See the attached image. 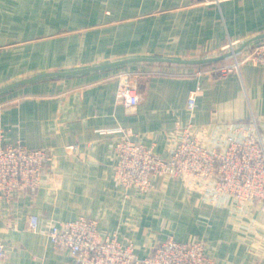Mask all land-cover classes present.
<instances>
[{
	"label": "crops",
	"instance_id": "0c3cea01",
	"mask_svg": "<svg viewBox=\"0 0 264 264\" xmlns=\"http://www.w3.org/2000/svg\"><path fill=\"white\" fill-rule=\"evenodd\" d=\"M261 33L264 0H0V89L43 72L132 57H213L230 41ZM210 64L140 60L0 91V146L20 141L56 153L34 195L19 192L0 205V264H76L47 232L81 215L98 219L103 236L133 240L141 257L174 237L203 240L216 264H264V209L257 202L214 198L182 176L154 177L147 192L115 179V129L163 157L176 129L189 122L214 145L231 125L256 119L264 142V65L246 62L214 76L206 72ZM123 71L139 75L134 106L117 99ZM197 86L191 111L188 97ZM71 143H79V156L66 153Z\"/></svg>",
	"mask_w": 264,
	"mask_h": 264
},
{
	"label": "built area",
	"instance_id": "2783aa9c",
	"mask_svg": "<svg viewBox=\"0 0 264 264\" xmlns=\"http://www.w3.org/2000/svg\"><path fill=\"white\" fill-rule=\"evenodd\" d=\"M216 2L221 0H202ZM242 44L230 41L218 55H231L210 64L206 72L224 76L239 71L242 64L264 65V38L237 51ZM136 72L119 74L117 99L130 107L141 101ZM201 87L190 91L188 108L193 111ZM231 132L220 134L214 145L200 138L189 122L178 127L171 141L170 155L163 157L152 147L119 132L114 149L117 161L115 179L126 189L135 187L149 191L154 177L182 176L199 183L212 197L233 196L238 203L257 202L264 209V142L256 119L231 125ZM72 157L80 155L79 143L65 146ZM56 153L48 147H29L18 141L0 146V205L11 201L15 194L34 195L41 185L43 172L55 160ZM38 217L32 215L30 224L38 227ZM48 237L59 250H69L76 264H216L206 251L203 240L179 241L168 237L153 245L151 253L141 257L133 240L123 243L117 235L103 236L98 219L81 215L75 219L57 221L48 229ZM5 249L0 244V257Z\"/></svg>",
	"mask_w": 264,
	"mask_h": 264
},
{
	"label": "water",
	"instance_id": "95a60500",
	"mask_svg": "<svg viewBox=\"0 0 264 264\" xmlns=\"http://www.w3.org/2000/svg\"><path fill=\"white\" fill-rule=\"evenodd\" d=\"M264 38V33H261L259 35H256L246 41H244L242 43V45L237 49V51L243 49L245 46H247L248 44L258 40V39H262ZM231 55V52H226V53H222L220 55H216L213 57H207V58H200V59H171V58H153V57H132V58H126V59H121V60H117V61H113V62H109V63H105V64H101V65H97L94 67H86V68H80V69H72V70H66V71H49V72H43L25 79H21L18 81L13 82L12 84L3 87L0 89V91L4 90V89H8L12 86L18 85V84H22V83H26L29 81H33L42 77H47V76H51V75H67V74H73V73H78V72H84V71H89L92 69H98V68H104V67H111V66H116V65H121V64H126L129 62H134V61H140V60H162V61H170V62H177V63H187V64H208V63H213V62H217L220 61L224 58H227L228 56Z\"/></svg>",
	"mask_w": 264,
	"mask_h": 264
},
{
	"label": "rangeland",
	"instance_id": "374dc122",
	"mask_svg": "<svg viewBox=\"0 0 264 264\" xmlns=\"http://www.w3.org/2000/svg\"><path fill=\"white\" fill-rule=\"evenodd\" d=\"M207 3H209V2H207Z\"/></svg>",
	"mask_w": 264,
	"mask_h": 264
}]
</instances>
